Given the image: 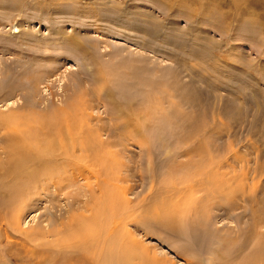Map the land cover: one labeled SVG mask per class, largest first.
<instances>
[{"label":"rangeland","instance_id":"374dc122","mask_svg":"<svg viewBox=\"0 0 264 264\" xmlns=\"http://www.w3.org/2000/svg\"><path fill=\"white\" fill-rule=\"evenodd\" d=\"M67 106L124 189L131 264L264 259V0H0V165L1 126ZM92 180L27 199L19 228L0 190V264H84L29 232L89 215Z\"/></svg>","mask_w":264,"mask_h":264},{"label":"bare ground","instance_id":"6f19581e","mask_svg":"<svg viewBox=\"0 0 264 264\" xmlns=\"http://www.w3.org/2000/svg\"><path fill=\"white\" fill-rule=\"evenodd\" d=\"M74 113V109L67 106L54 116L45 114L34 120L18 117L13 123L1 126L7 131L5 142L9 145L7 149L11 154L3 166H0H7L6 176L11 180L10 184L3 183L0 190L10 205H17L12 222L6 224L19 228L20 214L24 204H28L27 199H41L44 198L41 195H44L58 200L62 193L65 194L67 187L77 186L79 179L85 181V187L91 192L94 179L103 197L95 200L92 196V200L83 205L90 212L89 215L72 216L64 230L54 229L46 234L43 230L36 229L29 234L52 235L53 240L47 242V248H43L46 249L43 254L49 260L68 258L71 261L80 260L84 264H131L130 252H126V247L131 246H128L125 239L128 235L126 233H129L125 231L126 221H130V218L114 211L115 206L124 203V189L117 185L113 191L105 190L108 182L106 159L103 158V166L100 168L102 160L95 153L98 148L104 147V143L99 141L97 132H85L87 125L74 118ZM88 150L89 153L93 151L90 156L87 154ZM78 151L80 155L76 154ZM106 207L114 211L113 217L108 216ZM6 227L5 222L0 226V236L7 234ZM37 250L40 254L43 252L41 249ZM243 264H264V259H251V262Z\"/></svg>","mask_w":264,"mask_h":264}]
</instances>
